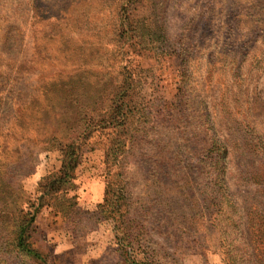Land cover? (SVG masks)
<instances>
[{"label":"rangeland","instance_id":"1","mask_svg":"<svg viewBox=\"0 0 264 264\" xmlns=\"http://www.w3.org/2000/svg\"><path fill=\"white\" fill-rule=\"evenodd\" d=\"M124 91L126 128L104 126ZM119 138L130 149L107 161ZM214 138L232 141L224 176L246 204L264 177V0H0V197L38 195L79 146V205L39 207L37 256L0 222V264H131L147 244L159 264H228L204 201L214 166L193 156Z\"/></svg>","mask_w":264,"mask_h":264},{"label":"trees","instance_id":"2","mask_svg":"<svg viewBox=\"0 0 264 264\" xmlns=\"http://www.w3.org/2000/svg\"><path fill=\"white\" fill-rule=\"evenodd\" d=\"M119 94V103L117 102L114 105L112 115L109 116L104 126H117V129H125L128 114L136 106L124 102L123 98L125 94H128L126 91ZM87 135L80 134L81 138H86ZM127 145L128 140L119 138L115 144L107 146L106 160L110 159V151L113 149L118 150V152L122 151V153L127 152L130 149V145ZM231 145V140L214 138L203 153L201 151L193 153L195 158L201 154L211 162L210 165L214 166L213 170L207 171L209 185L204 191L206 193L204 201L207 203L210 197L214 198L213 204L218 209L217 225L221 237L218 247L223 253L225 261L228 264H264V177L259 176L258 178L257 174L250 176L249 179L260 184L261 187L257 190V196H254L246 204L240 205L230 193L224 176L226 173V159L230 153L232 154ZM78 150L79 146L64 145L62 148L64 154L62 165L57 170L50 171L41 178L39 187L42 190L37 189L38 195L33 197L32 193L27 190L17 191V189H14L15 197L12 202L5 196L0 197L2 203L0 205V222L1 224L9 222L12 215L16 227L14 244L18 253L28 256L38 255L36 249L31 246L30 237L40 206L46 204L51 207V211H54L51 204L53 200L55 202L53 205L58 208L56 210L58 213L61 210L59 209L61 205L65 207V202H69L71 206L79 205L76 194L69 197V191L75 188L73 180L75 178L74 171L79 165ZM259 159L264 164V156ZM3 181H5L4 178ZM34 198L35 200H33ZM11 203H13L12 210L9 207ZM98 208L105 213V216L106 213H113L115 210L114 206L110 207L106 201L99 203ZM122 234L126 237L121 236V240H124L122 242L124 247L127 245L132 246L133 234L128 230L122 231ZM143 247L145 259L143 261L130 260L131 264H159L161 262L159 258L161 254L158 252H161V250L151 251L148 244Z\"/></svg>","mask_w":264,"mask_h":264}]
</instances>
